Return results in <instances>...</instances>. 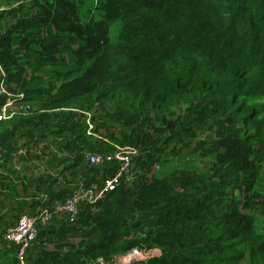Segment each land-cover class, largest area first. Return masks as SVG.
Wrapping results in <instances>:
<instances>
[{"label":"trees","instance_id":"16d2710c","mask_svg":"<svg viewBox=\"0 0 264 264\" xmlns=\"http://www.w3.org/2000/svg\"><path fill=\"white\" fill-rule=\"evenodd\" d=\"M0 82V264H264V0H0Z\"/></svg>","mask_w":264,"mask_h":264},{"label":"built area","instance_id":"2783aa9c","mask_svg":"<svg viewBox=\"0 0 264 264\" xmlns=\"http://www.w3.org/2000/svg\"><path fill=\"white\" fill-rule=\"evenodd\" d=\"M0 95H8L5 86L0 82ZM21 98V95H13L11 99L8 100L0 108V121L11 118L18 111L25 110L27 107L22 104H18L16 100ZM133 153L132 149H118V151L112 155H107L102 157L97 154H92L87 158V161L91 165L99 164L101 161H111L116 160L120 162L116 174L112 178L105 179L102 187L97 188L92 186L90 188L81 189L69 197H67L63 202L58 203L54 206V212H66L72 217L77 213L78 205L81 202L93 203L96 200L102 198L106 193L112 191L117 183V181L122 177H127L129 171L132 168V161L130 155ZM51 218V212L47 209L40 211L35 216H22L18 223L7 228L2 233V238L7 242L14 243L19 247L17 254L18 260L23 263L25 249L28 244L33 240L36 234V225H45L49 222ZM156 251L142 252L137 249H132L126 255L121 257L120 264H136V262L145 259L149 255H156Z\"/></svg>","mask_w":264,"mask_h":264},{"label":"clouds","instance_id":"9594fccd","mask_svg":"<svg viewBox=\"0 0 264 264\" xmlns=\"http://www.w3.org/2000/svg\"><path fill=\"white\" fill-rule=\"evenodd\" d=\"M16 101H19V99H18V100H16ZM1 107H2V106H1ZM1 107H0V108H1ZM2 121H5V120H2Z\"/></svg>","mask_w":264,"mask_h":264},{"label":"rangeland","instance_id":"374dc122","mask_svg":"<svg viewBox=\"0 0 264 264\" xmlns=\"http://www.w3.org/2000/svg\"><path fill=\"white\" fill-rule=\"evenodd\" d=\"M241 264H246V263H241Z\"/></svg>","mask_w":264,"mask_h":264}]
</instances>
